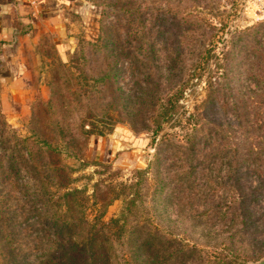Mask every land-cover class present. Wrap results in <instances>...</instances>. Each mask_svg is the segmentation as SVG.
Here are the masks:
<instances>
[{
	"label": "rangeland",
	"instance_id": "rangeland-1",
	"mask_svg": "<svg viewBox=\"0 0 264 264\" xmlns=\"http://www.w3.org/2000/svg\"><path fill=\"white\" fill-rule=\"evenodd\" d=\"M61 9L57 24L74 41L71 53H78L60 75L94 99L67 113L68 143L48 130L68 176L46 195L22 160L20 141L32 137L31 106L48 100L60 57L44 26L0 34V52L13 44L19 72L0 80V264L1 250L5 259L11 255L10 264L56 259L64 239L51 216L66 183L84 191V215L93 221L100 210L92 196L97 183L103 192L110 187L128 195L124 187L139 177L144 203L127 218V254L134 240L153 235L174 248L157 252L169 258L165 264L264 259V0H68ZM103 36L118 49V63L111 51L94 52ZM61 57L67 63L62 50ZM114 61L120 70L99 86V98L92 78ZM180 85L179 112L160 118L154 134L155 100L165 102ZM196 129L203 137L193 150L188 139ZM127 195L107 207L105 221L125 210Z\"/></svg>",
	"mask_w": 264,
	"mask_h": 264
},
{
	"label": "trees",
	"instance_id": "trees-1",
	"mask_svg": "<svg viewBox=\"0 0 264 264\" xmlns=\"http://www.w3.org/2000/svg\"><path fill=\"white\" fill-rule=\"evenodd\" d=\"M106 40L107 37L103 36L101 44L95 46L94 52L97 53L101 50L105 52L111 51V54H115L113 57L117 61L119 59V52H116L118 49H110ZM85 44L89 49L94 46L90 43ZM233 44L231 43V45ZM81 50L80 52L83 55ZM55 52L56 56H58L56 48ZM77 53L78 51L71 53L67 63H64L61 58L57 59L58 63L52 70L49 82L50 94L48 100L44 102L38 99L31 106L29 125L32 131V137L30 136L20 141L23 147L21 149L22 160L29 167L38 186L43 189V195L49 194L50 191L44 192L47 190V187L48 189L53 186L57 187L56 183H61L68 176L65 167L59 162L58 158L55 159L59 156V152L49 142L47 138V134H49L48 130L52 132L51 135L57 137L59 140L67 139L68 143L72 139V131L66 123L67 113L80 112L84 107L92 105V99H94V95L85 97L81 92H75L69 82L70 78L67 77L69 75L65 78H62L60 75V73H63V76H65L62 66L74 64ZM203 53L205 54L204 51ZM203 53L202 57L205 56ZM116 61L112 64H105L101 74L95 78L93 76L92 78L93 81L95 80V89H93L99 98L103 96V90L99 86L102 88H104L103 86H108L115 79L117 71L120 70L117 67ZM183 87L182 85L177 87L175 94H171L165 102L159 99L155 100L153 114L149 116V121L155 126L153 129L154 134L158 133L161 128V123L164 121L160 120V118L164 119L168 115L170 117L174 110L175 114L179 112L178 98L182 95ZM78 89L80 90V88ZM148 95L150 94L148 93ZM140 112L141 109H139L137 114H140ZM202 137L203 130L196 129L188 139L190 149L194 150L196 144ZM86 138L85 140H88ZM184 146L182 144L175 145L181 152H185ZM55 160L57 161L55 162ZM141 173L142 171H138L139 176ZM102 186V183H97L92 194L95 205H100V210L95 215L93 221L87 220L84 215V191L77 188L70 189L67 183L65 186H62L65 187L61 195L62 204L60 203L58 205L57 212L52 213L51 219L56 235L64 239V243L60 254L56 259L50 261V264H133V259H139L140 264H146V258H151L149 264L168 263L169 258L164 257L162 253L156 256L159 250H167V247L169 250L174 249L168 243L166 247L161 237L154 238L151 235L152 237L148 236L139 242L137 239L134 240V246L128 249L130 255L124 249V247H128L131 244L125 238L126 234H124L125 227L128 225L127 218H129V214L133 210H137L139 204L142 205L144 203H142V198L139 193V189L142 187L140 177L133 184L124 187L123 191H132L128 195L125 192H117L110 187H108L107 192H103L100 190ZM122 195H127L125 210L117 217H111L105 221L103 217L107 207ZM146 251L148 254H152V256L145 257L143 253ZM1 253H3V264L13 262L11 255H7L5 259L4 251L1 250ZM141 256L144 258L140 259Z\"/></svg>",
	"mask_w": 264,
	"mask_h": 264
},
{
	"label": "crops",
	"instance_id": "crops-1",
	"mask_svg": "<svg viewBox=\"0 0 264 264\" xmlns=\"http://www.w3.org/2000/svg\"><path fill=\"white\" fill-rule=\"evenodd\" d=\"M65 1L68 0H0V34L6 36L8 32H12L13 35H19L26 30L24 26L28 28L32 25L33 32L39 26H44L42 29L53 36L59 57L62 58V50V54L69 59L74 41L65 34V28L57 24ZM12 45L7 44L0 52V80L3 81L14 80L19 73L18 67L15 66L17 62L12 59L13 54L9 48Z\"/></svg>",
	"mask_w": 264,
	"mask_h": 264
},
{
	"label": "water",
	"instance_id": "water-1",
	"mask_svg": "<svg viewBox=\"0 0 264 264\" xmlns=\"http://www.w3.org/2000/svg\"><path fill=\"white\" fill-rule=\"evenodd\" d=\"M256 264H264V259L260 260V261L257 262Z\"/></svg>",
	"mask_w": 264,
	"mask_h": 264
}]
</instances>
